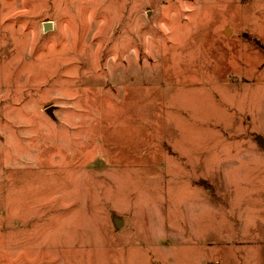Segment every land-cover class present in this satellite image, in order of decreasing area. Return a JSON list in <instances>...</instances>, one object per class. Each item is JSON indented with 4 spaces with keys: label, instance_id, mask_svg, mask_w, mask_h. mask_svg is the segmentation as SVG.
<instances>
[{
    "label": "rangeland",
    "instance_id": "rangeland-1",
    "mask_svg": "<svg viewBox=\"0 0 264 264\" xmlns=\"http://www.w3.org/2000/svg\"><path fill=\"white\" fill-rule=\"evenodd\" d=\"M263 44L264 0H0V264H264Z\"/></svg>",
    "mask_w": 264,
    "mask_h": 264
},
{
    "label": "water",
    "instance_id": "water-1",
    "mask_svg": "<svg viewBox=\"0 0 264 264\" xmlns=\"http://www.w3.org/2000/svg\"><path fill=\"white\" fill-rule=\"evenodd\" d=\"M51 25H52L51 23H45V24H44V29H45L46 31L51 30ZM47 113H48L50 116H52V112H51V110H48ZM258 143H259V146L264 150V139L259 138ZM116 225H117L118 227H120V226L122 225V223H121L120 221H116Z\"/></svg>",
    "mask_w": 264,
    "mask_h": 264
},
{
    "label": "crops",
    "instance_id": "crops-1",
    "mask_svg": "<svg viewBox=\"0 0 264 264\" xmlns=\"http://www.w3.org/2000/svg\"><path fill=\"white\" fill-rule=\"evenodd\" d=\"M227 27H231V26L227 25ZM231 28H232V27H231ZM228 30L231 31L230 28H226V30H225L226 34H230V32H227ZM245 37H246V36H245ZM251 37H252V36H251ZM252 38H253V37H252ZM253 39H255V38H253ZM263 45H264V44H263Z\"/></svg>",
    "mask_w": 264,
    "mask_h": 264
}]
</instances>
